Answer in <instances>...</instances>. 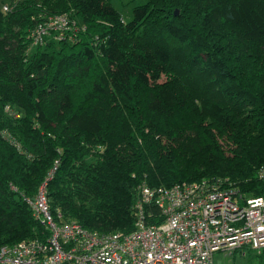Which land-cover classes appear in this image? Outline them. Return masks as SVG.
I'll return each mask as SVG.
<instances>
[{"label":"trees","instance_id":"1","mask_svg":"<svg viewBox=\"0 0 264 264\" xmlns=\"http://www.w3.org/2000/svg\"><path fill=\"white\" fill-rule=\"evenodd\" d=\"M9 1L0 249L48 241L41 190L57 225L101 234L135 230L143 185L264 197V0H149L129 23L108 0ZM58 17L69 25L36 45ZM246 250L264 264V250Z\"/></svg>","mask_w":264,"mask_h":264},{"label":"built area","instance_id":"2","mask_svg":"<svg viewBox=\"0 0 264 264\" xmlns=\"http://www.w3.org/2000/svg\"><path fill=\"white\" fill-rule=\"evenodd\" d=\"M55 19L36 29V45L51 31L69 25L65 17ZM240 200L207 181L169 189L143 185L135 209V230L101 234L77 223L57 225L46 192L41 190L34 210L51 232L48 241L3 246L0 264H213L219 252L252 249L261 253L264 197ZM152 207L157 214L150 211Z\"/></svg>","mask_w":264,"mask_h":264},{"label":"rangeland","instance_id":"3","mask_svg":"<svg viewBox=\"0 0 264 264\" xmlns=\"http://www.w3.org/2000/svg\"><path fill=\"white\" fill-rule=\"evenodd\" d=\"M109 3L121 13L123 20L129 23L133 20V11L137 6L144 5L149 2V0H108ZM8 2L9 0H0V3ZM7 3V4H8ZM36 31V30H35ZM249 260V254L246 252L245 256L241 254H226L224 252H219L213 258V264H247Z\"/></svg>","mask_w":264,"mask_h":264},{"label":"crops","instance_id":"4","mask_svg":"<svg viewBox=\"0 0 264 264\" xmlns=\"http://www.w3.org/2000/svg\"><path fill=\"white\" fill-rule=\"evenodd\" d=\"M246 252H248V254H249V260H248L247 264H252L251 261H250V256H251V253H250V252H251V251H248V250H246V249H245L244 251L239 250V251L236 252V254H241L242 256H245ZM216 254H218V253H216ZM216 254H215V255H216ZM215 255H214V256H215ZM213 258H214V257H213Z\"/></svg>","mask_w":264,"mask_h":264},{"label":"clouds","instance_id":"5","mask_svg":"<svg viewBox=\"0 0 264 264\" xmlns=\"http://www.w3.org/2000/svg\"><path fill=\"white\" fill-rule=\"evenodd\" d=\"M39 26H40V25H39ZM39 26H38V27H39ZM38 27H37V28H38ZM37 28H36V29H37ZM55 31H56V30H55ZM57 31H58V30H57ZM52 32H53V31H51V32H50L48 35H46L45 37L50 36ZM241 251H244V250H241Z\"/></svg>","mask_w":264,"mask_h":264},{"label":"water","instance_id":"6","mask_svg":"<svg viewBox=\"0 0 264 264\" xmlns=\"http://www.w3.org/2000/svg\"><path fill=\"white\" fill-rule=\"evenodd\" d=\"M176 14H178V11L176 12Z\"/></svg>","mask_w":264,"mask_h":264}]
</instances>
